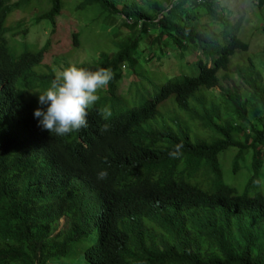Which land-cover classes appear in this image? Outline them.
Instances as JSON below:
<instances>
[{
    "label": "trees",
    "instance_id": "obj_1",
    "mask_svg": "<svg viewBox=\"0 0 264 264\" xmlns=\"http://www.w3.org/2000/svg\"><path fill=\"white\" fill-rule=\"evenodd\" d=\"M251 1L264 15V0ZM77 5L92 15L85 40L95 31L100 47L76 65L113 76L87 127L59 137L32 116L35 91L56 75L43 69L50 40L32 45L27 35L32 18L53 32L62 0H0V264H264V75L255 59L264 52L248 54L244 17L233 21L221 0ZM17 11L31 18L9 28ZM120 20L127 32L115 37L107 28ZM170 55L190 71L152 69ZM150 75L163 80L159 90L131 106L140 90L127 98L121 81L137 76L140 86Z\"/></svg>",
    "mask_w": 264,
    "mask_h": 264
},
{
    "label": "rangeland",
    "instance_id": "obj_2",
    "mask_svg": "<svg viewBox=\"0 0 264 264\" xmlns=\"http://www.w3.org/2000/svg\"><path fill=\"white\" fill-rule=\"evenodd\" d=\"M79 0H62V13L56 19V26L54 31L51 32V28L45 24L40 23L32 27L31 21L33 18L26 15L24 12L17 11L9 16L8 26L13 28L17 23L18 16L19 18L24 17L29 20V33L27 35V42L30 44H36L38 46L43 45L47 40H50V49L46 53L43 61V69H47V66L54 68L57 73L65 65V63L76 64L81 61L89 60L93 55V49L100 47L98 45V35L95 31L87 34V39L85 40V31L89 29V22L92 19V15L86 12L83 9H80L77 5ZM221 4L224 7L225 13L230 12L231 19L234 21L238 16H243V25L241 36L243 39L249 41L250 51L249 55L259 54L264 52V30L263 26L264 15L256 8V4L251 0H221ZM208 19V16L205 17V20ZM220 24L212 23V27L215 32L220 29ZM113 36L121 35L127 32V28L124 26V23L120 20L117 24H111L107 28ZM79 34V45L74 44V34ZM14 42V37L9 34V39ZM11 42V43H12ZM86 42H93V45H88ZM14 45V44H12ZM92 49V50H91ZM247 55V54H246ZM194 58V57H193ZM255 59L259 69L263 72L264 75V53L256 55ZM187 64H191L186 60V63L181 64L180 61L176 59L175 56L170 55L165 57L162 60L154 59L152 61V69L154 71L161 73H167L172 75L174 73H179L183 71H190L192 65L188 68ZM150 65V62L149 64ZM137 77V76H135ZM124 78L120 83V88L118 92H121L122 95L127 96V98H133L135 90H140L136 95V101H130V105H138L141 103L143 98H151L155 91L159 90V87L163 80L160 78H155L153 75H150L146 84H141L140 86L132 83V80L135 78ZM138 82L139 77L135 78ZM225 84L232 86V81H225ZM220 91V88L215 89ZM124 105L120 106V109H123ZM229 164V163H228ZM65 225V220H61L60 227ZM77 249V245H75ZM52 264H87L84 257L75 256L73 259L65 258L61 261L52 262Z\"/></svg>",
    "mask_w": 264,
    "mask_h": 264
},
{
    "label": "clouds",
    "instance_id": "obj_3",
    "mask_svg": "<svg viewBox=\"0 0 264 264\" xmlns=\"http://www.w3.org/2000/svg\"><path fill=\"white\" fill-rule=\"evenodd\" d=\"M112 76L110 68L91 69L72 63L64 66L47 88L35 91L38 107L33 109L32 116L37 126L49 135L59 137L87 127V109L96 103L99 90L109 84ZM100 114L104 119L111 116L107 107ZM181 147L182 145H176L175 149L169 152V156H179ZM106 177V170L96 173L98 181Z\"/></svg>",
    "mask_w": 264,
    "mask_h": 264
}]
</instances>
